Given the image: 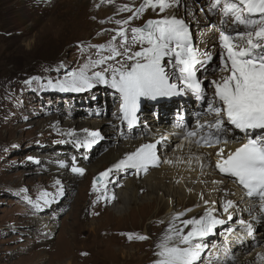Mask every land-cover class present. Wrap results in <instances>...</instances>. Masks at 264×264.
Listing matches in <instances>:
<instances>
[{
	"label": "snow or ice",
	"instance_id": "6c2138e0",
	"mask_svg": "<svg viewBox=\"0 0 264 264\" xmlns=\"http://www.w3.org/2000/svg\"><path fill=\"white\" fill-rule=\"evenodd\" d=\"M197 2L143 0L135 9L123 5L117 11L131 12L132 15L115 20L118 27L104 30L115 33L107 43L81 45L82 56L87 51L83 63L64 71L55 80L31 77L24 83L31 87L35 82L40 89L61 92H82L96 85H105L119 100L118 113L114 115L129 130L139 124L137 113L142 99L191 93L203 105V110L196 113L194 124L179 125L189 151L192 144L198 148H215L214 170L238 182L246 190L247 197L258 200V214L264 215V0H211L208 4V13L221 16L218 29L215 24L207 25L219 31L218 64L214 60V51L202 50L194 44L189 22L174 12L162 15L169 9L183 7L191 20L199 25L192 7V3ZM107 3L112 4L113 0H107ZM147 9L159 18L148 19L142 26L129 29L131 22L139 19ZM199 11L203 15L205 10L200 8ZM107 22L100 21L101 24ZM137 46L139 50H135ZM64 67L61 62L55 71L60 72ZM217 73V78H209ZM179 121H184L183 115L179 116ZM85 131L84 139H74L77 147L91 148L103 139L99 130ZM67 135L74 137L75 133L70 131ZM230 140L239 146L229 149ZM168 144V137L164 135L153 142L140 144L135 151L100 172L93 179L92 191H100L98 185L102 184L104 191L98 199L114 200V193H107V185L113 183V173L128 170H134L136 174L146 173L150 167H159L161 163L171 164L170 159H162ZM183 147V144L175 146L177 149ZM196 159L201 169L212 166L202 157ZM66 166L61 163V167ZM70 171L84 176L86 169L78 166L77 158L73 156ZM55 183L59 185L60 181ZM57 194L62 195V189ZM40 201L48 204L50 194L43 192L37 201L29 200L35 207H41ZM204 205L205 210L198 218L181 219L185 213L172 217L162 240L156 245L154 264H202V257L210 255L206 238L214 235L218 226L233 220L237 205L232 200L223 203L227 220L219 218L218 210L209 206L207 201ZM260 215L252 219L256 220ZM238 223L252 231L251 222L240 219ZM127 235L129 240L149 238L132 233Z\"/></svg>",
	"mask_w": 264,
	"mask_h": 264
},
{
	"label": "rangeland",
	"instance_id": "374dc122",
	"mask_svg": "<svg viewBox=\"0 0 264 264\" xmlns=\"http://www.w3.org/2000/svg\"><path fill=\"white\" fill-rule=\"evenodd\" d=\"M80 2L82 7L96 4V1L86 2V0H0V264H35L38 262L34 261L35 253L39 254L40 249L55 243L60 232L71 227L69 225L73 222L74 217H85L86 210L77 209L74 212L79 192L81 187L85 188V184L87 186L91 184L92 187L93 179L100 172L105 171L102 167L100 172L97 170L92 173V169H97L104 160L110 159L111 155L122 149V146L115 142L117 134L123 130L128 131L130 139L137 141L139 135H134V132L136 130L137 133L139 132L140 125L143 129L140 133L142 137H145L147 128L156 130L162 124V121H159L152 127L148 120L152 119L149 117L150 114H155L153 113L154 109L164 104L156 105L151 103V99H145L144 107L151 106V108L147 111L144 110L145 113L140 115V123L129 130L114 115L115 111L118 112L119 100L115 97L113 90L105 85H96L92 89L82 92H61L53 89H40L35 82L31 87L24 83L31 77H41L45 80L49 78L55 80L61 77L64 71L77 67L87 59V51L83 56L81 54V45L105 44L111 39L109 35L112 36V33L109 31L104 32L99 38L94 32H89L87 35L84 33L83 35H73L70 28L62 27L61 24L72 20V15ZM210 2L211 0H198L197 3H193L195 15L200 13V8H204L203 17L206 12L207 20H209V23L199 24L200 29L208 27L207 25L210 23L215 24L217 29L220 26L221 16L207 12ZM104 4L105 2L102 1L95 5L96 7L94 6L96 13L102 10ZM166 14L169 15V10L162 15ZM158 18L156 13L148 9L139 19H134L131 22L129 29L142 26L148 19ZM191 26L193 27L194 24ZM197 28L192 32L195 33ZM217 31L214 30L210 34H215ZM48 40H51L52 43ZM193 41L197 45L196 37L193 38ZM215 41L219 47V41ZM135 50H139V46ZM91 51L94 53L95 49H91ZM218 55L214 56L217 64ZM61 62L65 67L60 72H56L55 69L61 65ZM217 74L211 75L209 78L215 79ZM187 100L190 98L185 95L184 101ZM192 100L197 102L193 97ZM176 102L177 100L174 101V103ZM191 106L193 103L189 105V107ZM164 109L167 110L164 111ZM164 109L160 111L161 109L157 107L161 118L177 117L179 110L177 107L172 109L165 107ZM72 110L76 112L73 116L68 114V111ZM196 113L192 114L188 124H193ZM60 115L75 121L87 119L93 122L115 119L114 121L118 122V125L116 126L112 122L104 126L103 134H101L103 139L98 140L91 148L77 147L73 142L76 138L68 136L67 132L62 131L60 127L50 124L53 118ZM145 115H148L146 116L148 120L144 119ZM105 128H107L106 131ZM86 135L87 133H84L81 138L84 139ZM160 135L167 136V133H160L158 137ZM126 137H128L127 134L121 136L122 140H125ZM168 141L169 155L162 156V159H170L172 165L181 163L182 161H178L174 155L170 157L176 149L175 146L180 145L183 141L181 133L170 135ZM183 145L186 146L185 143ZM198 149L199 151L196 152L192 161L195 168L197 167L196 157H202L204 162L212 163V159L206 154L210 148L199 147ZM73 156L77 158V163L86 162L87 171L84 176L73 174L70 171ZM28 157L33 159L29 160ZM62 162L67 166L61 167ZM207 162L205 163L208 164ZM57 163H60L58 166L63 169L64 174L75 178V186L66 183L69 179L60 182L59 185L55 183L59 177L58 174L62 173L55 165ZM171 164L161 163L159 167L152 168L155 172H160ZM47 165H50L51 168H46ZM177 170H174L173 177L178 175V178L184 176L186 178L190 175L188 173L186 175L184 172L186 170ZM135 174L134 170H129L125 174L116 175L114 173L111 179L112 181H116L115 178H120L123 182L128 179L132 181ZM101 186L102 184L98 185V187ZM60 189H62V195L57 194ZM43 192L50 194L48 204L45 205L43 201H40L41 207H35L33 203L29 202V200L37 201ZM145 195L147 194L145 193ZM241 212L238 211L233 215V221L237 227L241 226L238 223L240 219L245 220V211ZM141 222L140 217L136 216L117 224L121 229L132 232V226H137ZM149 222L144 223L140 229L143 233H145ZM48 229L55 231H53L51 239L44 241L43 238L48 237L46 234ZM164 229L162 223H156V227L153 228L154 236L163 238ZM263 233H258L256 242L250 244L243 255H251L253 249L264 242ZM224 237L226 238V235ZM137 241L149 243L150 239ZM146 254L147 250L142 251L139 254L140 260L135 262L139 263L141 257ZM240 254L237 252L234 256H230L225 264H233V259H236ZM43 264L50 263L44 262ZM77 264L85 263L80 259Z\"/></svg>",
	"mask_w": 264,
	"mask_h": 264
},
{
	"label": "bare ground",
	"instance_id": "6f19581e",
	"mask_svg": "<svg viewBox=\"0 0 264 264\" xmlns=\"http://www.w3.org/2000/svg\"><path fill=\"white\" fill-rule=\"evenodd\" d=\"M88 1H96V4L93 3L94 5L82 7L80 2L79 5L76 6L74 15H72V20L61 24L62 27L67 29L70 28L73 35H83V33L87 35L89 32H94L97 37L100 38L102 35L99 33H104V30L106 29H114L118 27L115 24V20L127 19L132 15L131 12L127 11L118 12L117 9L119 7L129 5L135 9L143 2V0H113L112 4H108L107 0H86V2ZM102 1L105 2L102 10H100L99 13H96L94 6ZM192 7H194L193 3ZM173 12L178 17H183L186 22L190 23V25L194 24L193 27L191 26V31L198 27V25L191 20V17L187 15L185 8L169 9V15ZM197 16H199L197 18L199 24L206 22L209 23L206 12L205 17H203L204 15L201 13L196 15V17ZM109 17H111V20H109ZM101 20L108 22L101 24ZM229 27H231V25H229ZM200 28L201 27L197 28V32H192L193 38H197L196 46L202 50H212L215 54H219L220 48L218 47V44H215V40L219 41V31L215 34H210V32L214 31L210 27L205 26L202 29ZM111 33L112 35L115 34L114 32ZM109 36L111 37V35ZM49 41L51 40H48V42ZM218 75L219 74H217L215 78H217ZM187 96L190 100L184 101V99H182L178 100L176 103H165L164 105L159 104L161 105L160 107L157 106L161 109L160 111H163L165 107H171V109L177 107L179 109L177 112L178 118H172V116L161 118L160 113L157 112V107L153 111L155 114H150L149 116L152 117L151 120H148V117L146 118L148 115H145L144 119L151 122L152 127H154L159 121H162V124L158 126L156 130L147 128L145 137H142V134L140 133L143 130L142 125L139 126L138 133L136 132L137 130L135 131L136 133L134 132V135H139L137 141L130 139L131 136H129L130 133L128 131H120L115 138V142L120 144L122 149L120 152L118 151L111 155L110 159L104 160L97 169H92V173L97 170L100 172L99 170L102 167L106 170L122 158V156L135 151L140 144L153 142L155 139L159 138L158 135L160 133H167L168 138L170 135L182 133V127L179 125H187L192 118L193 113L203 110L200 102L192 100V97H195L191 93L187 94ZM161 98L168 97H159L155 99V101L160 100ZM191 102L193 103V106L189 107V105H192ZM118 107L119 106H117V109ZM198 107L199 109H197ZM147 108L144 106L140 107L139 112L137 113L139 123L141 121L140 115L144 114L145 112L143 111L145 109V111H147ZM166 110L167 109H164V111ZM68 112V114H72V116L76 113L75 110ZM115 113L118 112L115 111ZM64 114L66 116V113ZM180 115L184 116L183 122L179 121ZM68 118L69 117L65 118L64 115H60L53 118L50 124L60 127L62 131L67 133L70 131L74 132V138H81L84 133H87L85 130H99L101 134H103L102 128L112 122H114L116 126L118 125V122L114 121L115 119H103L90 122L87 119L83 121H75L69 120ZM106 130L107 128H105V131ZM126 134L128 137H126L125 140H122L121 136ZM184 143L186 144L184 148H176L174 153H171L172 155L170 156L172 157L174 155L178 161H182L183 163H173L174 166L171 164L160 172H155L153 168L150 167L146 173L140 172L139 174H135L132 181L128 179L123 182L120 178H115L116 181L113 180V184L109 183L107 185V193L109 195L114 193V200L106 201L104 199H98L104 191L103 185L99 187L100 191L98 192L92 191L91 184L88 186L85 184L84 189L81 187L74 212H76L77 209L86 210L85 217H74L73 222L69 225L71 227L62 230L55 243L52 245H46L43 249H40L39 254L35 253L33 256V258H35L34 261H38L35 264H43L44 262L50 264H77L80 259L85 264H154V261L157 259L155 252L158 250L156 245L162 240L161 237H156L153 234V228L156 227V223H162L165 227L164 232H166L172 217L179 213H185L181 219L192 217L198 218L205 210L204 201H207L209 206L218 210L216 214L219 218L227 220V216L223 213L222 209L223 203L227 200H232L237 205L233 215L238 213V211H245V217H243L245 220L252 223V231L249 232L244 226H235L233 220L223 224L224 226H218L215 234L206 238V242L211 244L210 252L207 250L210 255H205L202 259V263L225 264L230 256H234L237 252H240L241 254L238 255L239 257L237 256L236 259H233V264H264V255H261L264 254V242L260 246L254 248L253 253L251 251V255H243V252L250 246V244L256 242L255 240L259 235L258 233L264 232V215L258 214L259 202L247 197V194L238 188V186L232 182L231 178L222 177L221 174L214 170L215 148H210L209 151L206 152L207 156L212 159V163H210L212 166L201 169L198 161L196 168L194 162H192L193 157L199 149L195 144H192L191 151H189L187 142L183 140L181 144ZM236 143L237 142L230 140L228 148L234 149L239 146V144ZM168 150L163 156L169 155ZM85 163V161H82L77 163V165L85 168L87 171ZM55 165L59 167L58 165H60V163ZM46 168L50 169L51 166L47 165ZM59 169L60 167L58 170ZM177 169L188 170L187 172H184L186 175L187 173L190 175H188V177L186 176V178H184L185 176L178 178V175V177H173L175 174L174 170ZM60 171L62 173L58 174L59 177H57V180L65 182L69 179L66 183L75 186V178H71V176L68 177L67 174H64L62 168ZM119 173L125 174V172H118L115 174L117 175ZM213 181L223 182L213 183ZM145 193L147 195H145ZM91 194L92 196L90 197ZM201 197H203V199H201ZM187 209H192V211L188 212ZM258 215H260V218L256 220L252 219L253 216ZM136 216L140 217L142 222L137 226H132V232L121 229L117 224ZM148 221H150L149 225L145 228V233H143L140 229H142L144 223ZM177 224H179V221H177ZM53 231L55 230L48 229L46 231L48 237H44L43 240L47 241L48 239H51ZM185 231H187V229ZM129 233L145 235L149 237L150 242L140 243L137 241L138 239L135 238L129 240L127 235ZM225 235L226 238L224 237ZM144 250H147V254L141 257L142 259L139 263H136L135 261L140 260L139 254Z\"/></svg>",
	"mask_w": 264,
	"mask_h": 264
}]
</instances>
